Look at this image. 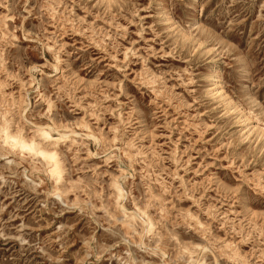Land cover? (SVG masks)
Here are the masks:
<instances>
[{
    "label": "rangeland",
    "instance_id": "1",
    "mask_svg": "<svg viewBox=\"0 0 264 264\" xmlns=\"http://www.w3.org/2000/svg\"><path fill=\"white\" fill-rule=\"evenodd\" d=\"M0 113V264H264V0H0Z\"/></svg>",
    "mask_w": 264,
    "mask_h": 264
},
{
    "label": "bare ground",
    "instance_id": "2",
    "mask_svg": "<svg viewBox=\"0 0 264 264\" xmlns=\"http://www.w3.org/2000/svg\"><path fill=\"white\" fill-rule=\"evenodd\" d=\"M217 69V68H216ZM221 77V76H220ZM210 91V95L211 96H219L221 97L223 100L225 101H230V97L228 96V94L226 93V91L223 89V86L219 80V76L218 75H215L213 77V85H212V88ZM213 97V98H214ZM231 105V104H230ZM1 114V113H0ZM2 117V124L0 125V132H3L5 133L6 135H11V138H12V142L14 143V145L18 146V147H23L25 141H24V138L22 135H20L19 133H10L9 130H8V127L10 125V120L9 118H7L4 114L0 115ZM0 121H1V118H0ZM244 122V121H243ZM242 123V122H241ZM246 126V125H245ZM249 130V129H248ZM247 130V131H248ZM249 132V131H248ZM42 136L44 137V139H48L49 136L43 132L42 133ZM37 139V138H36ZM36 142V141H35ZM55 154H53L54 156ZM117 184V183H116ZM119 185V184H117ZM120 187V186H119ZM122 187V186H121ZM118 197V196H117ZM123 197V196H122ZM120 198V197H119ZM118 199V198H117ZM120 208V206H119ZM121 210V209H119Z\"/></svg>",
    "mask_w": 264,
    "mask_h": 264
}]
</instances>
